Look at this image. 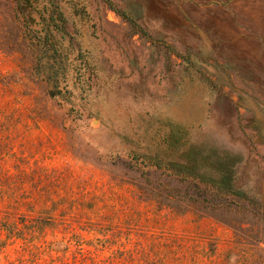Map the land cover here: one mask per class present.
<instances>
[{
	"label": "rangeland",
	"instance_id": "rangeland-1",
	"mask_svg": "<svg viewBox=\"0 0 264 264\" xmlns=\"http://www.w3.org/2000/svg\"><path fill=\"white\" fill-rule=\"evenodd\" d=\"M111 1L150 39L59 0L81 68L65 101L0 0V218L49 224L0 264H264V0ZM170 132L204 169L236 156L245 200L153 167Z\"/></svg>",
	"mask_w": 264,
	"mask_h": 264
},
{
	"label": "trees",
	"instance_id": "trees-1",
	"mask_svg": "<svg viewBox=\"0 0 264 264\" xmlns=\"http://www.w3.org/2000/svg\"><path fill=\"white\" fill-rule=\"evenodd\" d=\"M102 1L112 12L124 19L133 30L150 39L135 19L119 10L111 0ZM15 2L23 18L24 36L34 58L33 74L46 83L50 97L68 101L67 96L70 94L68 77L72 72L80 73L81 68L75 65L77 58H70L69 44H64L68 35L67 21L59 0H15ZM82 63L86 64V60L79 59L80 66L83 65ZM167 139V142H163L165 154L152 158L153 167L179 178L194 179L210 187L220 196H232L245 200V194L235 184L236 169L240 162L236 156L224 153L211 158V160L215 159L214 162H208L209 166L204 169L203 160L194 158L192 154L185 155L188 147L176 141L172 132L168 134ZM29 223L31 228L22 224L24 228L20 229L15 222H10L2 215L0 233L4 235L7 242L0 240V249L5 248L7 243L12 245L18 241H24V233L29 232L32 236H36L49 229V224L39 219Z\"/></svg>",
	"mask_w": 264,
	"mask_h": 264
}]
</instances>
